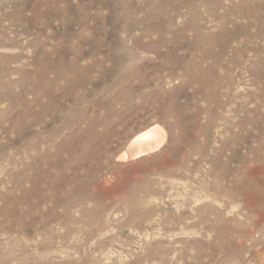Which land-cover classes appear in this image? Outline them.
Returning a JSON list of instances; mask_svg holds the SVG:
<instances>
[{
	"label": "rangeland",
	"instance_id": "obj_1",
	"mask_svg": "<svg viewBox=\"0 0 264 264\" xmlns=\"http://www.w3.org/2000/svg\"><path fill=\"white\" fill-rule=\"evenodd\" d=\"M0 264H264V0H0Z\"/></svg>",
	"mask_w": 264,
	"mask_h": 264
},
{
	"label": "bare ground",
	"instance_id": "obj_2",
	"mask_svg": "<svg viewBox=\"0 0 264 264\" xmlns=\"http://www.w3.org/2000/svg\"><path fill=\"white\" fill-rule=\"evenodd\" d=\"M213 36L202 35L200 33L198 44L201 47V41H210V44H216L215 40H213ZM210 39V40H209ZM200 51V50H199ZM199 59L194 61L196 62V69L199 73L205 71V69L200 65L201 61L205 60L208 57L207 52H199ZM193 74V73H192ZM166 136V135H165ZM164 138L163 129L160 126H153L149 130L137 135L128 146V151L124 152L125 154L131 155L132 157L139 156L146 152L147 150L157 146ZM127 150V149H126Z\"/></svg>",
	"mask_w": 264,
	"mask_h": 264
}]
</instances>
